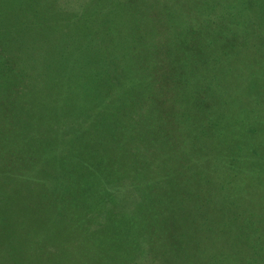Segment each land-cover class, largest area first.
Returning <instances> with one entry per match:
<instances>
[{
	"label": "trees",
	"instance_id": "obj_1",
	"mask_svg": "<svg viewBox=\"0 0 264 264\" xmlns=\"http://www.w3.org/2000/svg\"><path fill=\"white\" fill-rule=\"evenodd\" d=\"M134 1L137 0L118 1V4L102 9V14L90 19L111 20L112 9L120 5L130 6ZM39 2L48 1L0 0L2 11L6 14L0 12V17H10L19 27L23 25L27 30H32L28 27L38 26L48 28L55 12ZM87 19L74 29V53H61V56L74 61V68L79 66L85 70L67 68L64 73L56 71L53 78L58 74L57 82H61L60 87L63 90L66 87L69 94L77 93L82 98L89 95L86 98L88 103L108 100L109 106L100 111L103 121L96 124V133L121 136L125 141L144 139L143 142L149 141L148 146L137 148L133 142L125 143L124 149L129 155L123 158L125 152L117 151V160L110 158L115 163H104L106 155L95 153L97 158L93 165L60 156L52 160L35 157L37 163L32 166L40 169L42 172L39 174L43 177L50 176L68 189H76L78 194L64 197L69 202L65 204L63 201L62 204L75 207L76 220L82 229L91 231L95 228L93 236L109 235L108 238L113 240L110 243L112 256L116 259L125 257L129 260L137 252L143 254L145 260H152L153 264H164L159 257L163 252L173 258L186 234L174 235L172 226H178L175 219L174 224L168 225L166 233L161 228L163 222L171 218L167 212L172 202L187 199V204L195 205L187 210V256L191 255V242H196L197 245L203 244L208 264H248V250L261 246L264 241V146L257 145L258 141L250 147L243 146L237 138L244 135L247 127L264 136V80L245 81L246 68H237L230 62L221 66L211 60L208 61L210 66L206 67V63L196 65L188 77L187 66L180 71L166 68L163 73L174 72L163 75V81L156 79L144 66H128L129 72H137L140 76L126 81L124 77L127 74L123 76L120 72L130 63L126 62L121 41L103 45L98 53L93 50L96 59H88L77 49L76 43L82 33L90 35L87 30L82 31L91 21ZM242 23L246 22L241 18L233 23L228 21L221 35H216V44L227 42L229 33L242 39L238 41L239 47H229L223 57L244 56L247 53ZM231 25H236L238 30L230 32ZM114 42L117 40L114 39ZM205 70L211 74L204 77ZM66 73L74 75V78L80 75L82 80L71 84ZM86 76L90 82L88 86ZM150 76L161 83L158 89L163 90L166 96L150 98L155 91ZM207 77L209 79H205ZM181 83L189 86L184 95ZM79 102L75 109L87 106L83 100L79 99ZM133 108L136 111L133 112ZM2 132L0 130V134ZM80 134L77 132L76 141L93 143L90 146L97 151L102 149L100 139L89 136L88 140L80 141ZM203 138L213 140L216 145ZM37 139L44 141L39 146H51L45 138L37 136ZM231 143L235 144L232 147L234 150H229L225 156L230 158L229 161L218 157L189 161L194 151L202 155L201 151L206 149V153L218 155L216 146L224 145L229 149ZM85 147L76 151L75 155L81 156L86 151ZM68 150L73 153L77 149L70 144ZM37 173L29 167V175ZM30 182L27 181L26 185ZM15 202V198L11 200V203ZM50 203L55 207L49 206L47 211H43V214H50L45 220L60 224L55 226L64 230L65 237L72 235L63 214L62 207L65 205L61 206L57 199H52ZM3 210L6 228L1 230L10 243L7 248L9 253L17 254V259L24 264L37 261L39 258L27 259L34 254L53 259L46 249L47 244L54 240L51 236L53 229L35 233V229L30 231L27 225L25 230V225L16 222L19 210L14 205ZM29 234L32 236L29 237ZM3 241L0 239V243ZM161 246L164 248L160 249ZM118 252L127 253L119 256L116 255ZM261 254H264V249L255 253L251 264L253 258Z\"/></svg>",
	"mask_w": 264,
	"mask_h": 264
},
{
	"label": "rangeland",
	"instance_id": "obj_2",
	"mask_svg": "<svg viewBox=\"0 0 264 264\" xmlns=\"http://www.w3.org/2000/svg\"><path fill=\"white\" fill-rule=\"evenodd\" d=\"M44 1L48 2L39 3L55 12L48 28L38 26L28 27L32 30H27L23 25L19 27L10 17L4 18L5 20L0 17V116H2L0 130L3 131L0 134V239L5 240L0 243L4 245L0 247V257L4 259H0V264L22 262L17 259L19 257L17 254L9 253L7 250L10 243L6 241L8 239L1 230L6 228L3 209L11 204L19 210L16 222L18 225H25V230L27 225L30 231L35 229V233L53 229L51 236L54 240L46 246L53 259L34 254L27 259H39L32 261L31 264H153L152 260H145L143 254L139 252L134 253V257L129 260H125V257L116 259L112 256L110 243H113V240L108 238L109 235L93 236L95 228L91 231L84 230V227L82 229L76 220L75 207L65 205L69 200L64 197H74L78 194L76 189H68L61 181L50 176L43 177L39 174L42 171L32 166L37 163L35 157L52 160L59 159L60 156L93 165L97 158L94 157L95 153L105 154L104 163H111L114 161L110 158L117 160V151L125 152L127 142H133L137 148L148 146L149 141L144 143V139L125 141L121 136L96 133V124L103 121L100 111L109 106L108 100L88 103L86 98L89 95L82 98L77 93L69 94L68 89L65 87L63 90L60 87L61 82H57L58 74L53 78L56 71L64 73L67 68L85 70L79 66L74 68V61L61 56V53L67 55L74 53L72 51L73 39L76 37L74 29L84 24L87 18L102 14L104 12L102 9L126 0ZM111 11L113 12L111 20L90 19L86 29L82 30H87L90 35L83 32L77 40L76 47L88 59H96L93 50L98 53L103 45L111 42L118 44V41H121L126 62L130 63L120 72L123 76L127 74L124 77L126 81H132L140 76L137 72H129L128 66H144L156 79L163 81V75H171L174 72L171 70L163 73L166 68L172 67L180 71L187 66L188 77L194 72L196 65L206 63L207 67L210 66L211 63L208 61L211 60H215L221 66L230 62L237 65V68H246L243 77L245 81L264 80V0H137L130 6L120 5ZM0 12L3 13L1 5ZM238 18L246 22L242 23V30L247 53L244 56L223 57L229 47H239L238 41L242 39L235 38L230 33L227 42L216 44L214 39H217L216 35H221L222 28L228 21L233 23ZM260 28L263 29L259 30ZM229 30L236 32L238 27L231 25ZM114 39L117 40L116 43ZM259 65L260 68L255 67ZM203 74L205 77L211 73L205 70ZM68 75L71 79L68 82L71 84L82 80L80 75L75 78L72 74ZM150 80L155 85V91L150 98L159 99L166 96L163 90L158 89L161 83L152 77ZM86 81L87 86L90 85L87 76ZM181 84L182 93L186 92L189 86L187 83ZM79 99L87 104L80 110L75 109L80 103ZM134 111L136 108H133ZM74 118L76 120H73ZM245 129L244 135L237 138L241 145L250 147L258 141L257 145L264 146V136L259 135L262 133L257 131L255 133L248 127ZM58 132L59 136H57ZM77 132L81 133L80 141L88 140L89 136L100 139L103 150L92 149L90 145L93 143L76 141ZM37 136L45 138L51 146H39L40 142L44 141L37 139ZM203 140L215 144L213 140L204 138ZM70 144L77 149L73 153L68 150ZM234 146V143H231L229 149L224 145L216 146L218 155H212L213 152L206 153L208 152L206 149L201 151L202 155L200 152L197 155V151H194L189 161L195 162L199 158L201 161L209 160L214 157L229 161L230 158L225 156L229 150H234L232 148ZM84 147L86 151H83L81 156L75 155L76 151L84 150ZM206 154L211 155L206 158ZM125 155L129 153L125 152L123 158ZM182 156L186 159L184 154ZM29 167L38 173L29 175ZM27 181H31L30 184L26 185ZM185 191L187 192V188ZM14 198L17 202L11 203ZM52 199H57L61 206L65 205L62 207L63 214L67 218L68 228L71 227L73 232L68 237L63 235L64 230L61 227L55 226L60 224L45 220L50 214H43V211H47L49 206L55 207V204L50 203ZM63 201L65 204H62ZM194 207L195 205L187 204V199L172 202V210L167 212L171 218L163 222L161 229L166 233L168 225L174 224L173 219H175L178 226H172L174 235L185 233L186 237L181 240V247L173 258H169L170 254L165 252L159 255L162 263L208 264L203 244L197 245L196 242H191L193 246L189 252L191 255L187 256V222L189 221L187 210ZM198 213L203 221H206L202 213ZM30 236L32 235L29 234ZM162 248L164 247L161 246L160 249ZM262 249H264V241L261 246L248 250V264L252 263L251 259L255 253ZM121 253L118 252L116 255L120 256ZM253 264H264V254L254 257Z\"/></svg>",
	"mask_w": 264,
	"mask_h": 264
}]
</instances>
